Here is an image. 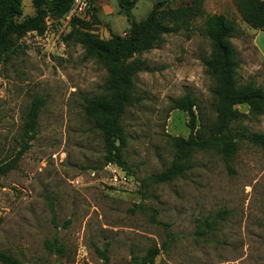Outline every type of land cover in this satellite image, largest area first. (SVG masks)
Instances as JSON below:
<instances>
[{"label":"rangeland","instance_id":"rangeland-1","mask_svg":"<svg viewBox=\"0 0 264 264\" xmlns=\"http://www.w3.org/2000/svg\"><path fill=\"white\" fill-rule=\"evenodd\" d=\"M193 1L137 0L132 19L157 10V20L171 26ZM22 5L19 21L36 12L33 0ZM217 14L235 26L238 83L264 88V32L243 21L233 0H203L197 13L136 56L144 62L137 102L122 117L128 171L105 162L103 135L84 111V99L102 93L107 72L64 40L74 16L102 40L125 37L130 22L119 1L74 0L65 16L47 17L42 32L12 35L15 54L0 60V165L21 149L32 101L41 97L44 105L29 149L0 176V250L23 264H139L154 247V264H264V147L240 140L232 170L217 153L197 152L183 176L142 185L170 165L172 138L190 134L189 115L173 100L196 99L198 128L216 120V80L203 60L212 51L205 22ZM238 109L241 127L264 133V115L253 116L246 104ZM55 239L62 252L46 247ZM105 248L107 260L98 252Z\"/></svg>","mask_w":264,"mask_h":264},{"label":"trees","instance_id":"trees-1","mask_svg":"<svg viewBox=\"0 0 264 264\" xmlns=\"http://www.w3.org/2000/svg\"><path fill=\"white\" fill-rule=\"evenodd\" d=\"M124 16L130 22L129 33L122 37L115 35L111 40H102L90 31V23L72 17L70 31L64 36L66 42L80 45L85 57L97 60L106 70L107 77L102 93L84 99L85 114L95 122V128L101 131L105 148V162L116 164L128 171L127 161L123 157L125 130L122 117L129 106L137 99L134 95L135 80L143 69L144 62L136 57L159 44L164 34L174 32L180 19H186L197 13L203 0H194L189 7L177 10L173 25L160 23L156 18L157 10L144 21L135 22L132 10L137 0H118ZM237 10L250 27L264 31V0H233ZM74 0H33L36 12L26 16L22 21V0H0V60L8 62L13 58L15 49L11 42L12 35H22L29 31L42 32L47 17L65 16ZM206 32L211 39L212 51L203 60L206 71L216 80L214 90L216 99V120L206 129L197 127L198 114L195 108L198 103L190 94L173 100L176 109L189 115L190 134L187 138L173 137L176 149L170 165L163 171L153 173L142 180L146 186L148 181L168 183L184 175L192 168V157L197 152L213 151L217 153L226 166L232 170V158L239 149L240 140H246L256 146L264 147V133L248 132L240 126L244 114L238 109L246 104L253 116L264 115V88L255 81L238 83L239 60L236 49L231 42L235 31L234 23L223 14L210 15L206 19ZM44 105L41 97L35 98L29 106L27 120L24 124L23 144L11 160L0 165V176L14 169L22 155L29 149L35 138L40 110ZM225 212L219 215L224 217ZM215 222H207L214 229ZM196 234L202 237V226H198ZM49 250L62 252L58 240L47 241ZM106 260L107 248L98 249ZM159 248H151L139 264H154ZM0 263L23 264L13 255L0 250Z\"/></svg>","mask_w":264,"mask_h":264},{"label":"built area","instance_id":"built-area-1","mask_svg":"<svg viewBox=\"0 0 264 264\" xmlns=\"http://www.w3.org/2000/svg\"><path fill=\"white\" fill-rule=\"evenodd\" d=\"M78 2L80 1V0H77Z\"/></svg>","mask_w":264,"mask_h":264},{"label":"crops","instance_id":"crops-1","mask_svg":"<svg viewBox=\"0 0 264 264\" xmlns=\"http://www.w3.org/2000/svg\"><path fill=\"white\" fill-rule=\"evenodd\" d=\"M258 31H260V30H258ZM262 32V31H261ZM264 32V31H263Z\"/></svg>","mask_w":264,"mask_h":264}]
</instances>
